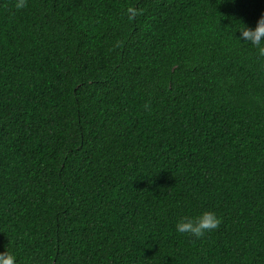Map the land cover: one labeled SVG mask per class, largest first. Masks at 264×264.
I'll list each match as a JSON object with an SVG mask.
<instances>
[{"label":"trees","instance_id":"16d2710c","mask_svg":"<svg viewBox=\"0 0 264 264\" xmlns=\"http://www.w3.org/2000/svg\"><path fill=\"white\" fill-rule=\"evenodd\" d=\"M132 9V11H129ZM264 0H0V251L17 264H264ZM214 210L196 238L183 216Z\"/></svg>","mask_w":264,"mask_h":264},{"label":"clouds","instance_id":"9594fccd","mask_svg":"<svg viewBox=\"0 0 264 264\" xmlns=\"http://www.w3.org/2000/svg\"><path fill=\"white\" fill-rule=\"evenodd\" d=\"M26 2L27 0H14V7L22 9L26 6ZM238 31L240 41L250 45L258 57H264V12L258 17L254 26L250 27L242 23ZM220 222V217L214 210L206 209L196 216L179 218L175 223V230L178 233L200 238L206 232L216 229ZM0 264H17L15 253L7 250L0 251Z\"/></svg>","mask_w":264,"mask_h":264}]
</instances>
